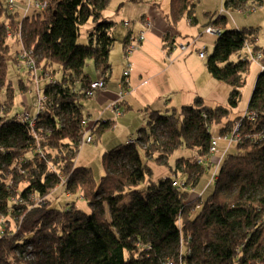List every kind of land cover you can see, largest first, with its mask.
Here are the masks:
<instances>
[{"label": "trees", "instance_id": "1", "mask_svg": "<svg viewBox=\"0 0 264 264\" xmlns=\"http://www.w3.org/2000/svg\"><path fill=\"white\" fill-rule=\"evenodd\" d=\"M41 1L47 2L45 9L22 12L18 3L26 6L29 0H15L12 9L9 0H0V264H264V70L247 108L255 118H230L251 63L247 54L237 60L233 56L249 44L253 51L260 49L254 27L229 29V15L208 13L209 25L221 32L212 53L207 52L206 66L213 78L232 86L228 105L207 106L198 96L180 111L151 110L148 127L135 143L104 153L106 174L97 181L91 168L77 166L75 158L84 135L82 121L87 120L82 100L90 98L86 90L93 82L84 67L93 59L104 75L111 70L114 22L103 14L110 0ZM249 1L225 0L224 5L242 9ZM196 6L197 0H171L170 20L176 24L189 16L193 21ZM91 19L97 24L89 43L81 44V27ZM12 36L18 52L31 49L39 73L53 77L41 87V108L30 114L36 118L34 127L11 111L16 98L8 83ZM132 39L127 35L126 44ZM20 86L25 88L23 82ZM114 123L100 119L91 130L99 138ZM213 124L222 125V137L238 126V151L222 158L207 199L191 195L206 167L183 157L175 169L186 176L183 186H174L177 179L169 176L136 189L152 172L149 157L162 163L181 147L209 156ZM140 144H147L141 147L146 160ZM51 148L59 151L55 163ZM57 187L83 197L92 211L79 208L76 200L58 208L49 198ZM7 216L16 229L5 230Z\"/></svg>", "mask_w": 264, "mask_h": 264}, {"label": "rangeland", "instance_id": "2", "mask_svg": "<svg viewBox=\"0 0 264 264\" xmlns=\"http://www.w3.org/2000/svg\"><path fill=\"white\" fill-rule=\"evenodd\" d=\"M26 1L28 2V0ZM18 4H19V10H21L22 12L23 11L26 12L25 4L24 3L23 4L18 3ZM250 5H256L257 10L252 12L248 11L247 13L243 14L235 8L230 9L232 12V18L234 16L236 23L233 22L232 18L230 17L228 28L241 29L244 27H254L256 41L260 43V46L263 48V53H264V2L261 4L259 0H250L247 6ZM220 8L218 11H220ZM169 10H170L169 0H148L146 2H138V3L133 2L132 0L109 1L108 6L103 11V14L106 20L114 22L113 34L116 38V41L114 43V46L111 50V54L109 57L111 70L110 72L107 73V76L110 84L114 80H117V78H120L121 80L124 74V70L127 69V62L124 57L123 42L126 35L129 32V29L132 28L134 31V35L136 36L140 34L141 30L142 31L144 30L146 37L144 44L150 42L149 44H151L153 47L162 48L161 37L157 39L158 42H154L153 38L155 37V35L150 34L149 31L151 30V27L154 24V18L164 22L165 24V16L169 12ZM152 11L154 12V14L152 13ZM146 14L147 16H149L148 19L151 22V27L149 28H145L146 24L144 26L142 25L141 22V19ZM148 14H151V16ZM202 14L203 13H201V15ZM202 16L204 17V15ZM124 21H129L130 26L128 27L125 26L123 24ZM201 23H203V21H201ZM201 23H200V28L205 29V26H203ZM96 24L97 22H95L94 19H91L89 20V22H87L85 25L81 27L80 36L78 39L79 43L81 44L89 43L90 32H92ZM180 25L183 26L184 25L183 22ZM190 31L191 30L186 29L181 33V35H177V41H176L177 47H180V45L182 44L186 45L188 42H193L192 41L194 39L193 36L195 35H187V32L188 34H190ZM199 36L200 33L198 34V37ZM217 38H218V34H211L210 36L204 34V36L202 37L201 41L204 42L205 45L208 47V54L212 53L214 49V43L215 40H217ZM9 44L11 45V48L7 56L9 63L8 83L11 84V86L14 88L16 92L15 105L11 111L12 113L15 114L16 113L19 114L28 113L31 115L35 114L37 112V104L39 100L38 87L36 85V81L34 80L32 75L28 73V69L26 65L25 64L20 65L19 62L15 60L19 49V45L15 43L13 36L12 38L10 37ZM199 44L200 43H198V45L193 50L187 51L188 52L187 54L191 53L189 56H192V61H194L197 58L203 64H206V60L208 56L204 59L199 58V47H198ZM137 48L138 49L135 50L136 52L135 53L133 52L130 57V59L132 58L131 62L134 65L133 72L141 73L142 71L145 72L147 71L145 68L147 69L156 68L158 64L157 57L158 55H160L161 52L158 50H157L158 53L154 52V50L150 46V48L147 49V51L145 52V55L148 58L147 57L144 58V59L147 58L148 62L139 60L140 66H138L135 62V55L137 51L141 48V43L138 44ZM166 51L167 50H165V52ZM245 52H246V48L243 51H241L239 54L234 55L233 59L237 60L240 56H244ZM160 56L162 59V53ZM53 67L54 69H57L56 76L61 77L62 70L59 69L60 67L58 65H54ZM261 72L262 70H261L260 62H255L251 60L250 69L246 78V84L242 88L241 99L239 101V104L230 113V118L234 119L236 116L244 115L246 113L250 97L255 87L256 80ZM84 74L92 79H96L99 77L100 73L98 72L95 61L93 59L87 60V63L84 67ZM166 78L168 77L166 76L162 77V79H166ZM169 78H168V83L167 84L164 83L162 86H160V89H165L166 86H168L170 90L173 89L179 90L181 88V89H186L184 91H189V90L191 91V90H195L196 88L205 86L206 81L212 79L210 74L209 76H207V74L205 73L202 76L201 73H199V71L197 74L194 68H191V70H189L188 73L184 69L183 74L176 76L175 75L172 76L171 72H169ZM77 79L78 77L74 78V80ZM21 82H23L25 85L24 89H22L20 86ZM157 82H159V80H157ZM212 82L214 84L206 85L205 89L201 90V92H203V95H197V96L202 97L205 105L207 106L215 107L218 104L228 105L230 92L232 91V86L226 82L216 79L212 80ZM43 84H44L43 80L40 81L39 83L40 90ZM182 86H186V87L184 88ZM155 88L156 87L149 85L148 87H144L143 89L140 90H136V91L132 90L124 97V99L123 98L120 99L119 90H118V97L120 99L119 101L122 100V103L120 105V110L122 113L125 112V114L127 115L126 117H127V124L129 125L128 127H126L124 123L119 121V117H116L114 110L108 108L118 100L103 104L97 102L98 94L95 97L84 98L82 100V111L84 113V116L87 117L88 120L90 121L89 122L90 125L86 130H90V132H88V135L92 136L93 142L84 143L80 145V148L77 152V156L75 158V164L77 166L91 168L94 178L97 181H100L101 178L106 174V168L103 165L104 153L112 150L116 146L128 143L130 139H135L136 142L140 130L148 127L149 114L152 106V105L149 106L148 104H156L159 101V105H161L160 111L162 113L168 114V113H172L173 108L177 109V111H180L183 106L193 104L197 97L192 95L193 96L192 100L185 102L182 101L183 99L181 100V96L182 93H186V92L180 91L176 93V91H172L168 95H164V97L162 98L161 96H159L160 95L159 90L156 91ZM103 90L104 89L100 90L98 93H101V91ZM217 93L219 95L218 97H216ZM1 94H4V91L1 92ZM40 94L43 95L42 90L40 91ZM4 97L5 96L2 95V99ZM126 99L128 102L127 104L125 103V101H123ZM214 99L217 101L213 104L211 100ZM99 119L102 120L112 119L115 120L116 124L114 127L110 128L108 131L103 133L98 138L97 134L91 131V128L92 125ZM221 126L222 125L220 124H213L210 127V131L214 137L220 136L219 130ZM218 145L223 152L222 158H224L226 155L235 154L238 151L237 145L235 143L230 144L229 140L225 139L224 137H220V139L218 140ZM146 146L147 144H140V149L144 160H146L147 158L145 156L144 149L142 148L143 147L145 148ZM58 152L59 151L57 149L51 148L52 161H54V163H55V159L56 161L60 159V157L57 155ZM196 155L198 154L195 149L181 147L179 149L174 150V152H172L169 155V157L163 159L164 161L162 160L163 161L162 163L157 162L154 157H149V165L152 167V172L147 176L145 181H143L136 187V189L145 190L148 187V185L151 184L152 182H159L161 178H165L169 176H174L179 182L182 183V181L185 179L186 176L181 169H179V171L175 173L177 159L181 157L192 159ZM40 158L43 159V157ZM205 167L206 169L204 175L201 177L198 184L191 189H193V191L197 193H204V198L207 199L214 192L216 181L213 178V174L218 167H217V163H213L211 161H208ZM64 190H65L64 187H60V188L57 187L53 190L54 192L52 191L49 198L51 200H54V205H56L58 208H64L68 202L76 200L79 208L85 210L88 213L92 211V207L89 205V203L86 200H84L83 197L80 198L78 196V198H76L75 196L72 195L70 196V194H66ZM36 200L39 201L41 200V198L37 196ZM5 219H6L5 230L9 227L12 230L16 229L17 227L16 223L11 217L7 216L5 217ZM0 231H2L1 225H0ZM29 259H31V256Z\"/></svg>", "mask_w": 264, "mask_h": 264}, {"label": "crops", "instance_id": "3", "mask_svg": "<svg viewBox=\"0 0 264 264\" xmlns=\"http://www.w3.org/2000/svg\"><path fill=\"white\" fill-rule=\"evenodd\" d=\"M146 1H148V0H146ZM170 2H171V0H169V4H170ZM224 2H225V0H197V6H196L195 12L193 14L194 15L193 16V21H191L189 19V16H185L179 22L174 24L170 20V17H169L170 10L165 16V24H164V22L154 18V24L151 27V30L149 29L150 30L149 33L155 35V37L153 38L154 42H158L157 39L161 37L162 48L159 47L160 48L159 49L157 47H153L151 44H149L150 42L147 43V44H144V41L146 40V37H145L144 41L141 43V48L137 51V53L135 55V62H136V64L138 66H140L139 60L148 62V59H147L148 57L145 55V52L147 51V49L150 48V46L152 47L154 52H157V50H158V51H160L162 53V59H161V56H160L161 53H160V55H158V57H157L158 58L157 67L154 68V69L145 68L147 70L146 72L145 71H142L141 73H139V72L134 73L133 72L134 65L132 64V62H131L132 58L130 59V57H131V54L133 52L135 53L136 52L135 50H137L140 46L137 49H135L130 54L129 58L127 59L125 57V44H126V42H125V39H124V42H123L124 57H125V60L127 62V66H128L129 63H130V66H131V73H130V77H129V81H130L129 83H130L131 86L129 88L128 93H130L132 90L136 91V90L143 89L144 87H148L149 85H152V86L156 87L155 88L156 91L159 90V93H160L159 96H161L162 98L164 97V95H168L172 91H176V93H178L180 91L186 92V93H182V96H181V100L183 99L182 101H185V102L186 101H191L193 96L203 95V92H201V90L205 89L206 85L214 84L212 82V80H215V78H213L211 76V74L209 73V70H208L206 64H203L197 58L194 61H192V56H189L191 53L187 54L188 53L187 51L193 50L198 45V43H200L199 46H198L199 50H200V48L202 46H206L205 43L201 41V39L204 36V34H206L207 36L211 35L210 33H205V29L209 25V22H210V19L207 16V14L208 13L221 14L222 7H225ZM136 3H138V2H136ZM219 8H220V11H218ZM200 10H201V13H203L202 15H204V17L201 15ZM228 11L231 12V10H228ZM152 13L154 14L153 11H152ZM148 15L151 16V14H148ZM229 17L232 18V12H231V15H229ZM148 18H149V16H147V14H146L141 19L142 25L145 26L146 22L149 21ZM232 20H233V22L236 23V20H235L234 16H233ZM201 21H203V23H201ZM182 22L184 24L183 26L180 25V24H182ZM200 23L203 26H205V29H201L200 28ZM145 28H147V27L145 26ZM186 29L187 30H191L190 34H188V32H187V35H195V36H193V38H194L192 40L193 42H188V43L191 44V43H194V41H196V42L188 50H181L180 47L176 46V44H177V42H176L177 41V35H181V33L183 31H185ZM143 31L141 30V32H143ZM199 33H200V36L198 37ZM129 34H132V36H134V37L136 36V35H134V31H133L132 28L129 29V32H128L127 35H129ZM127 35H126V37H127ZM255 43H256L257 46L260 47V50L263 51V48L260 46V43L258 41H256ZM165 50H167V51L165 52ZM207 52H208V47H207ZM246 53H247V51L245 52V54ZM150 56H151V53H150ZM145 57H147L146 58L147 60L144 59ZM199 58L200 59H204V58H201L200 55H199ZM191 68H194L195 71L197 72V74H198V71H199V73H201L202 76L205 73L207 74V76H209V74H210L212 79H209V81H206L205 86H202L200 88H196L195 90H191V91L190 90L189 91H184L186 89H181V88L179 90H175V89L170 90L168 86H166L165 89H160V86H162L164 83H166V84L168 83L169 72H171L172 76L173 75L176 76V75L183 74L184 69L188 73V71L191 70ZM98 72L100 73L99 77L96 78V79H92V78L91 79L93 81H96V80L103 79L104 77H106V79L104 78L105 81H106V87L104 88L103 91H101V93H97L98 94L97 102L105 104V103H109L111 101L114 102L115 100H119V97H118L119 83L123 80V77L121 78V80H120V78H117V80H114L110 84L109 81H108V76L104 75L99 70H98ZM123 76H124V74H123ZM163 76H166L168 78L162 79ZM149 79H150V81H149ZM157 80H159V82H157ZM182 87L185 88L186 86H182ZM218 96L219 95L217 93L216 97H218ZM123 101H125L126 104L128 103L127 99L123 100ZM211 101L214 104L217 100L214 99V100H211ZM121 103H122V101H120V103L118 104V106H119L118 109H119L120 115L119 116L116 115V117H119V121L124 123V125L126 127H128L129 125L127 124V117H126L127 115L125 114V112L122 113L121 110H120ZM148 105L149 106L152 105L151 106V110H161L160 109L161 105H159V101L156 104H148ZM108 108H110V107H108ZM85 118L88 120L87 117H85ZM107 120H110L111 122H113V121L115 122V120H112V119H106L104 121H107ZM114 124H116V122ZM89 125L90 124L87 125L86 129L89 127ZM114 126H112V127H114ZM222 153L223 152L219 148V145H218V151L210 157V159H211L210 161L213 162V163H217V165H218V163L222 160V157H223ZM191 195L192 196H201V195L204 196V193H197V192L193 191Z\"/></svg>", "mask_w": 264, "mask_h": 264}, {"label": "built area", "instance_id": "4", "mask_svg": "<svg viewBox=\"0 0 264 264\" xmlns=\"http://www.w3.org/2000/svg\"><path fill=\"white\" fill-rule=\"evenodd\" d=\"M9 7L12 9L15 7V0H9ZM47 7V2L46 1H37V0H29V2L26 5V12H28L31 8H37V9H45ZM229 9H227V7H222L221 9V14H228L231 15V12L228 11ZM241 13L245 14L248 11H255L256 10V6H249V7H244L242 9H238ZM123 24L125 26H130V22L129 21H124ZM147 28L151 27V22L147 21L146 23ZM206 33H210V34H220L221 29L213 24L209 25L208 27H206L205 29ZM145 39V32H141L138 36H135L134 39H132L129 43L126 44L125 46V57L128 59L130 54L137 49V46L139 43H142ZM196 41H194V43H187L180 45V49L181 50H188L193 44H195ZM246 51H247V55L248 57L255 62H260L261 65V70H264V53L262 50H257V51H253L251 49V45H247L246 46ZM199 55L201 58H206L207 57V47L206 46H202L199 50ZM16 61L19 62V64H25L28 71H30V74L32 75V77L34 78V80L36 81V85L37 87H39V83L40 81L43 80V82L46 81H52L53 77L50 73H46L45 75H41L39 73V68L36 64V58L35 55L33 54V51L31 49H24L22 48L20 50V52H18V57L16 59ZM130 73H131V66L130 63L127 66V69L124 71V76H123V80L119 83V97L120 99L123 98L128 94L129 88H130V81H129V77H130ZM106 87V81L105 79H99L96 81H93L90 85V87L86 90V95L88 97H94L100 90L104 89ZM40 89L38 88V96H39V100H38V104H37V110H39L41 108L42 102L45 100V97L43 95L40 94ZM119 99V100H120ZM114 102L110 108L112 110L115 111L116 115L119 116L120 112H119V102ZM122 101V100H121ZM245 114H247L249 116L250 119H254L255 118V113L249 112L247 111ZM20 118L22 122H29L31 127H34L36 124V118L32 117L30 114L28 113H22L20 114ZM89 124V120H84L82 121V126H83V138L80 141V144H84V143H92L93 142V138L91 135H88L89 131H86V127ZM238 130V126L235 128L234 132L232 134H228L227 136H225V139L229 140L230 144H233L235 142L238 141V137L239 135L236 134V131ZM220 137H213L211 140V144L209 147V156L206 157H199L198 155H196L194 158H192L193 162H198L204 166H206L207 162L210 161V157L215 154L218 151V140L220 139ZM128 143H135V139H130ZM41 157H45L44 153L42 152ZM221 162V161H220ZM220 162L218 163L217 167L219 166ZM218 169V168H217ZM217 169L215 170L214 174H213V178L216 179L217 178ZM65 182V180H63V183ZM173 185L174 186H183V183L179 182L178 180L173 181ZM42 200V199H41ZM41 200H39L38 202H40Z\"/></svg>", "mask_w": 264, "mask_h": 264}, {"label": "bare ground", "instance_id": "5", "mask_svg": "<svg viewBox=\"0 0 264 264\" xmlns=\"http://www.w3.org/2000/svg\"><path fill=\"white\" fill-rule=\"evenodd\" d=\"M86 131H89L90 132V130H86Z\"/></svg>", "mask_w": 264, "mask_h": 264}]
</instances>
